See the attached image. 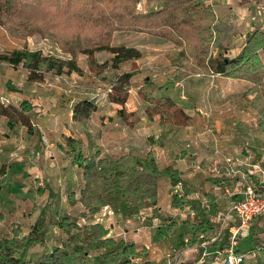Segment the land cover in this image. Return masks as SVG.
<instances>
[{
    "label": "rangeland",
    "instance_id": "1",
    "mask_svg": "<svg viewBox=\"0 0 264 264\" xmlns=\"http://www.w3.org/2000/svg\"><path fill=\"white\" fill-rule=\"evenodd\" d=\"M23 1L34 4L22 17L32 14L45 35H31L25 30L27 27L8 24V30L0 31V53L24 49L38 51L48 58H71L68 52L71 43L59 41L57 35L67 37L73 31L65 25L73 21V10L55 12L43 0ZM241 3L256 16L250 25L235 16L236 10L232 14L227 5L215 9L223 25L213 52L217 59L238 58L249 34L255 29L264 32V0H241ZM18 5L19 0H0V12L11 13L19 9ZM232 6L237 8V3L234 1ZM163 7L164 0H140L136 11L149 13ZM59 23L63 26L58 27ZM110 44L134 48L140 53L135 60L138 71L131 79L127 108L135 109L142 119L133 129L121 122L118 107L108 104L106 96L116 76L131 70L130 62L96 76L87 70L86 56L77 52L82 75L46 74L37 82L30 81L22 67L0 62V101L4 104L29 101L33 107L29 115L35 129L32 135L24 128L9 129L0 118V264H14V261L41 264L55 248L69 253L63 257L62 264H102L98 257L103 255L106 264L126 260L129 264H213L215 251L227 246L226 236L213 240L210 223L201 225L203 211L196 195L210 197L218 178L194 168L193 161L203 151L200 141L187 140L193 132H179L170 127L158 131L155 120L144 115L147 105L134 95L145 77L160 83L174 76L169 73L164 77L157 72L165 71L168 66L165 52L173 45L135 31L113 32ZM261 57L264 61L263 54ZM110 58L107 51L96 55L98 62ZM210 67L214 69V63ZM250 86L240 84L233 98L245 107L246 117L255 111L260 124L259 114L249 101L253 96L246 98ZM155 92L160 97L167 95L165 91ZM186 92L188 100L199 106L197 103L201 101L195 103L198 100L195 88ZM83 99L95 103L98 111L80 128L72 123L71 111ZM203 124L199 123L193 130L197 137L205 129ZM257 132L248 145L238 142L237 155L245 154L246 146L255 159H264V135L260 128ZM234 139L240 140L237 134L230 138ZM189 146L192 151L188 150ZM148 152L154 155L161 170L174 163L184 166L185 176L179 180L182 189L169 176H150L134 165L137 156ZM78 153L103 161L98 169L99 177L90 182L87 190H84L83 172L74 159ZM223 155L220 151L214 153L208 164L213 160L222 163ZM189 181L195 188L189 187ZM191 193H194L192 199L185 197ZM172 205H176L175 209ZM64 219L69 225L60 227ZM33 226L40 231L36 235L38 242L24 249L23 239L30 235ZM260 231L251 229L250 235L238 242L237 252L247 255L255 251L257 257V248L264 249ZM104 239L111 242L102 247L99 241ZM127 245L134 247L128 259L121 254V247Z\"/></svg>",
    "mask_w": 264,
    "mask_h": 264
},
{
    "label": "trees",
    "instance_id": "2",
    "mask_svg": "<svg viewBox=\"0 0 264 264\" xmlns=\"http://www.w3.org/2000/svg\"><path fill=\"white\" fill-rule=\"evenodd\" d=\"M39 1V0H36ZM55 12L73 10L72 22H68L66 28H71L70 35L61 37L59 41L71 43L68 49L71 55L69 59H54L43 57L38 51H27L24 49H13L0 53V62L13 67H22L27 72L30 81L43 80L46 74L63 76L76 73L82 75L83 70L77 63V52L86 56L87 70L93 75H101L107 69H118L123 63L130 62L131 70L118 74L107 92V100L110 103L120 105L122 108L117 111L123 122L128 123L132 113H127L124 105L128 99L131 86V79L138 71L135 60L140 57L138 50L126 46H112L110 39L115 31H135L147 33L150 36L162 39L173 45L165 52V58L169 64L183 74V71L207 74L210 71L224 77L247 81L251 86L246 93L252 95L251 105L258 112L260 117L259 128L264 135V32L252 31L242 47L238 58L228 59L222 57L217 59L213 52L215 41L220 36L222 24L217 18L215 5L217 0H164L165 7L149 13H138L136 5L140 0H43ZM34 3L19 0V9L5 13L0 12V31L8 30V24L18 27H27V33L31 35H45L40 26L36 24V18L32 14L22 17V14L32 9ZM96 13L92 14L93 11ZM29 22V23H28ZM63 26L61 23L58 24ZM27 35V34H26ZM25 35V36H26ZM73 44H77L74 47ZM80 45V48H78ZM107 51L111 58L107 61L98 62V52ZM214 63L212 69L210 64ZM155 84L149 78L144 79L142 87L137 91L138 97L147 102L146 115L149 119L158 116L161 127L171 125L184 127L193 121L182 108L170 98L158 99L154 95ZM32 104L27 100L18 103L9 102L4 104L0 101V117L6 121L8 128H25L28 133L34 131V125L30 118ZM98 107L90 100H79L72 107V121L75 124L83 125L89 121ZM76 163L83 170L86 181L84 190L90 186V182L99 177L98 169L102 167V159L95 157H83L81 154L75 156ZM134 165L139 167L144 174L154 177L169 176L173 184L177 183L178 175L172 169L160 170L152 154L139 155L134 159ZM98 175V177H97ZM176 206V205H173ZM92 210V209H91ZM95 210H92V212ZM201 225L208 224V219L203 213ZM68 226L69 222L64 219L60 227ZM71 226L78 228L76 224ZM39 229L33 226L30 235L23 239L24 249L35 245L38 242L36 235ZM110 239L99 241L104 247L110 243ZM121 254L128 259L134 252L133 245L121 247ZM66 253L60 248H55L44 257L41 264H62ZM255 264H264V249L257 252ZM105 256L98 257L102 264H106ZM17 264V261L13 262ZM119 264H129L126 260Z\"/></svg>",
    "mask_w": 264,
    "mask_h": 264
},
{
    "label": "crops",
    "instance_id": "3",
    "mask_svg": "<svg viewBox=\"0 0 264 264\" xmlns=\"http://www.w3.org/2000/svg\"><path fill=\"white\" fill-rule=\"evenodd\" d=\"M234 1L237 3V8L232 6ZM224 5H227L228 9H231V13L234 10H236V12H238L235 15V16H237V18L239 16V14L242 13L245 9L250 10L249 7H247L245 4L241 3V0H217L216 5H215V9L217 7L224 6ZM250 12H251V10H250ZM217 18H218V16H217ZM246 24L250 25L251 23L247 22ZM251 29H253V27ZM246 35H248V34H246ZM164 70L165 71L160 70L157 72L161 73L160 76H164V77L167 76V74H169V73L170 74L173 73L172 75H174L167 82L162 81L160 83H158V82L156 83L155 80H152L150 78L149 79L152 82L155 81L154 82V84L156 86L155 91H159V92L165 91V92H167V95L164 97H160V95L155 91H154V95L160 100L165 99V98H170L171 100H173L176 103V105L178 107L182 108L189 116L193 117V121L189 125L184 126V127H176V126H171L168 124L161 127L159 125V122H158V120H159L158 116H154L152 119H149L146 115V112H145L146 108L149 107V104L147 102L141 100L137 95V91L140 87H142L143 82H144L143 81L142 84L137 89V91H135L134 95L142 103L147 105V107L144 110L145 117L149 120H155V124L158 126V129H159L158 131H161V132L167 131L168 127H170L171 129H176L179 132L180 131H182V132H187V131L193 132V134H190V137H187V140L191 143V142H195L198 139L201 143L200 151L203 149L202 155H200L199 158L196 159V161H193V162H195L194 164H196V163H200L202 165L204 163H205L204 165L208 164L210 162V158L212 157V155L214 154V151L216 149L225 155L244 157L246 154H241V155L236 154V152H237V146L236 145L238 144V142H242L243 144L247 143V145H248V143H250L252 141V139L257 136L256 133H258L257 130L259 129L258 115L256 114L255 111H253L254 113H252V115H248V117H246L247 113L245 112V110H246L245 107H242L241 106L242 104H240V102L235 101V99L233 98V95L236 92H239L238 86L240 84H242V83L247 84L248 82L244 81V80H237V79L224 77V76H221L219 74L213 73L212 71H210L207 74H204V73L192 74L190 72L183 71V74H181L177 71V69L175 67L171 66L169 64V62H168V66H166L164 68ZM154 71H156V70H154ZM146 78H148V77H145V79ZM174 87L176 89H174ZM191 88H195V91H197L196 95H198L197 96L198 100L195 101V103L201 101L200 104L197 103L199 106H194V103H191V101L188 100V93L186 91H187V89H191ZM130 91H131V86H130L129 94H130ZM129 98H130V95H128V99L124 105V108H125L127 113H132V116H130L128 118V123H130V124L123 122V120L120 118L118 113H117V115L124 125H126L130 129H133L139 123V121L142 119V117H140L138 115V113L135 111V109H128L127 108L130 104ZM216 98H220V99H216ZM246 98H250V95H248V97H246ZM249 101H251V99ZM107 102H108V100H107ZM201 103H202V106H200ZM108 104H110L113 107H118V110L122 108L120 105H117V104H113L110 102H108ZM221 106L224 108L223 110L219 109ZM216 108H218V110ZM217 111H218V113H216ZM227 111H228V113H225ZM92 117H91V119H92ZM0 118H2V117H0ZM71 121H72V111H71ZM201 122H204L203 128L208 126L214 131V133H215L214 138L205 137V135L203 134L204 130H202V132L199 134L200 137L196 136L197 134H195L193 130ZM72 123L75 126L81 128L84 126V124L86 122L83 125L75 124L73 121H72ZM14 128H18V127H14ZM9 129H13V128H9ZM235 131H237V133H234ZM34 132H35V129L31 134L28 132L27 133L29 135H32ZM235 134H237L239 136L240 140L234 139L231 141L230 138H233V136H235ZM174 139H176V138H174ZM191 149H192V147L189 146L188 150L192 151ZM152 156H154V155L152 154ZM74 159H75V157H74ZM250 162H252V163L258 162V163L263 164V166H264V159H255L252 156V159H250ZM75 163H76V160H75ZM156 164L158 166V163H156ZM168 167L170 169H172L173 171H175V173H177L178 178H179L177 182H179L180 178H183L185 176L184 166L181 163L169 164L165 168H168ZM159 169H160V167H159ZM3 170L4 169L2 168V171ZM82 172H83V170H82ZM216 183L217 184L215 186H212V189L214 188L215 190L213 189V191H211V193H210L211 196L210 197L205 196L210 202L211 211L208 213H205L202 210L208 219V223H210V216L213 213H215L217 211L225 210L229 205L230 200L225 197V195L223 193L224 188L227 187L230 189H236V184L232 181H228V180L221 181L218 179V181H216ZM188 185L190 188H195L194 187L195 185L192 181H189ZM192 196H194V193L185 195L186 198H190V199H192ZM175 207L176 206L172 205L171 208L175 209ZM257 228L262 229V231H260V236H264V225L262 224V222L260 220L254 221V223L251 227V229H254V230H256ZM257 249H262V248L259 247Z\"/></svg>",
    "mask_w": 264,
    "mask_h": 264
},
{
    "label": "built area",
    "instance_id": "4",
    "mask_svg": "<svg viewBox=\"0 0 264 264\" xmlns=\"http://www.w3.org/2000/svg\"><path fill=\"white\" fill-rule=\"evenodd\" d=\"M238 18L248 23L256 20V16L248 9L240 13ZM203 134L207 138L215 137L214 131L208 126L205 127ZM244 148H246L244 157L223 155L222 163L213 160L207 165H194L198 172L211 174L221 181L228 180L236 184V189L226 187L223 190L225 197L230 200L228 207L210 216L213 240H221L226 236L228 243L224 249L215 251L213 264H255L256 262L255 251L246 255L238 253L236 249L238 242L250 235L254 221L260 220L264 225V166L258 162H250L252 154L246 146ZM214 153L217 154L219 151L216 149ZM177 186L182 189L181 182ZM196 199L199 200L200 207L205 213L211 211L210 202L205 196L196 195ZM203 236L202 233L201 238ZM248 258L250 262H247Z\"/></svg>",
    "mask_w": 264,
    "mask_h": 264
}]
</instances>
